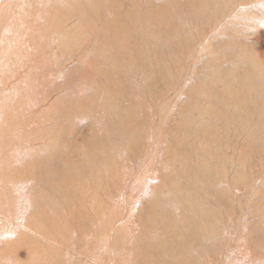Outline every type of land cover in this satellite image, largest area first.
Here are the masks:
<instances>
[{"label":"rangeland","instance_id":"1","mask_svg":"<svg viewBox=\"0 0 264 264\" xmlns=\"http://www.w3.org/2000/svg\"><path fill=\"white\" fill-rule=\"evenodd\" d=\"M146 1L151 2L152 13L174 14L169 23L176 33L167 31L170 26L156 29L150 25L159 42L165 41L163 46L153 37L131 36V55L137 54V44L146 50L153 47L157 55L149 53L144 58L142 52L141 59L134 60L136 70L129 79L123 74L113 77L125 95L119 103L110 99L116 91L110 73L108 77L94 74L92 80L97 83L86 81L89 72L100 66L99 58L108 54L103 50L107 35L98 30L106 18L119 13L115 4L142 20ZM214 1L216 7L206 18L197 13L196 23L190 9L197 0H103L88 35L75 36L73 50L65 55L57 52L54 36L43 34L46 21L39 23L42 30L34 24L33 28L26 26L23 34L21 29L14 42L3 39L9 30L0 25V108L8 96L3 85H15L10 90L23 103L25 92L18 84L35 69L27 66V59L35 55L31 39L48 38L42 41L39 54L55 59L43 72L42 87L30 97V118L19 125L22 137L18 143L1 131L10 116L0 115V175L10 167H6L8 156L15 153L28 161L25 172L29 171L14 177L16 199L9 213L0 209V264H28L31 253L30 264H137L139 257L131 255L129 246L145 247L147 219L139 212L140 201L157 195L166 199L169 209L175 201L197 204L201 200L216 212L217 226H226L222 237L209 244L206 261L198 252L195 264H264V0ZM12 2L0 0V10ZM72 14L67 28L77 27L82 16L80 11ZM39 17L50 18L44 12ZM46 65V61L37 63L38 69ZM119 70L125 71V65ZM245 73L258 80L257 90L251 99L236 103L227 89L234 85L235 76ZM101 102L102 109L108 104L111 114L110 109L119 103L136 116L107 114L101 127L96 110ZM107 127L111 131L99 149V161L91 153L86 163L87 146L101 132L104 136ZM136 137L137 151L125 144ZM161 169L167 171L163 182ZM0 184L12 186L9 180H0ZM51 188L52 196L48 195ZM4 191L8 209L14 200ZM201 191L207 192H203L205 201ZM98 196L96 202L93 198ZM178 220L173 219L174 226L181 229ZM114 241L120 246H114ZM180 244L161 235L149 249L157 252Z\"/></svg>","mask_w":264,"mask_h":264},{"label":"bare ground","instance_id":"2","mask_svg":"<svg viewBox=\"0 0 264 264\" xmlns=\"http://www.w3.org/2000/svg\"><path fill=\"white\" fill-rule=\"evenodd\" d=\"M61 1L62 3H60L59 5L57 4V2H55V0H43V1L27 0V2H25V0H13V2L10 4H6V5L4 4V6H2L0 10V25H2V27L5 28L6 31L8 30L9 31L7 34L4 32L3 39L5 41H11V42L17 41L18 32L21 29L23 34L24 28L26 26L33 28V24H34L36 26H39V29L42 30L43 26H41L39 23L41 21H46L43 34L45 35L49 34V38L54 36V39L56 41L57 52L59 51L60 53H63V55H65V53L72 51L73 47L75 46L72 43V39L77 35H82V37H86L88 35L90 28L93 26L94 19H96L100 15V10L102 8L103 0H61ZM227 2L228 1H226L225 3ZM113 3L111 4L114 5ZM150 3H151L150 1L145 2L144 9L142 11L144 12L142 13V20L140 19L138 20L133 17V16L138 17L136 13L130 14V12L127 11H125L126 13L122 12L124 9H122L120 6L115 4V10L118 11L119 13L117 15H113L112 19L110 17L106 18V20L103 23V27L101 23L100 29L98 30L100 35H102V29L107 35L108 38L106 42L107 44L104 46L103 50L108 51V54H105L103 60L102 59L100 60L99 58V62L101 63L100 66L95 67L96 72L94 70L93 71L91 70L89 72L90 75L88 76V79L86 81L97 83L92 80L94 74L96 76L101 75L108 77L110 73L111 84L116 89L115 93L111 94L112 97L110 99L112 98L116 99L115 101L119 103L124 102L125 95H123V92L120 91L119 89L120 85L115 84L116 81L115 78L113 77L122 76L123 74L124 76H127L126 77L127 79H129L130 78L129 75H131L136 70V66L134 64L135 58L137 60H140L143 53H144V58L147 57L149 53H151L154 57H156L157 55L153 47H151L149 50H146L144 49L143 46H139L138 44L134 47V49H137L135 50L137 54L131 55L132 49L129 43V39L132 38L131 36H136L137 38L153 37L155 43L159 42V36L157 34H154L153 30L150 28V25L154 26L155 28L156 26H160V25L170 26V28H168L167 31L170 34L176 33L175 27H172L171 22L169 23V19H172V15L174 14L166 11H163L161 13H152L149 7ZM213 7H216V1L214 0H197L196 5L195 6L193 5L190 9L191 10L190 14L194 22L197 23V20H199L200 18L199 16H197V13H200L202 18L204 19L209 15L208 11L211 10ZM72 11H80L82 16H79L78 18L79 21L77 27L67 28L66 27L67 20L71 19L72 16H74V14H72ZM42 12H44L47 15V17L50 18L42 20L39 17L40 13ZM56 17H60V19L59 18L57 19ZM195 25L196 24H194V26ZM128 27L131 35L128 31ZM203 27L204 26L200 27V29ZM9 33L10 36L8 35ZM47 39H42V40L31 39L29 41V44L31 45L32 49L35 50L34 52L35 55L33 56V59L31 58V56L30 59H27L28 60L27 66L35 67V69L28 72L27 75L24 77V79L21 80L20 83L18 84L21 90L25 92V95L21 99V101L24 104L21 103L20 101H17L15 99L17 98V95H14L10 90L13 89L15 85H13L11 88L5 87V85L1 87L4 90L8 91L7 92L8 96L7 99L4 100L5 101L4 106L0 108V115L4 114L10 116L9 120L5 122V124L1 128V131L3 133H10L14 137L15 141H17V143L18 140L21 139L22 137V133H21L22 131H20L19 128L21 126V123L28 121L30 118V114L27 111L29 110V103H30L29 101L31 100L30 97L32 96L34 90L37 89L38 86H41L43 84L44 70L50 67L55 61L53 55L47 56L45 58L44 56L39 54V51L42 50V47L40 46L42 41H46ZM146 42L148 41L146 40ZM164 42L165 41L163 40L162 42L159 43L163 46ZM0 48L2 47L0 46ZM247 57L249 61L253 60L251 56L247 55ZM157 60L160 61L159 59ZM40 61H46L47 67H45L44 69H38L37 63ZM114 64L116 65L114 66V69H112L111 65ZM121 64L125 65L126 67L125 71L119 70ZM108 68H109V72H107ZM115 68L117 70H115ZM251 68L253 69V66ZM125 73H127L128 75H125ZM233 81H235L234 85L230 84L227 90H229L232 96V97L230 96L231 99L234 100L236 103H241L243 101L251 99L253 97V93L255 92V90H257L256 83L258 82V80L257 79L254 80L251 74L245 73L244 75H237L233 78L232 82ZM148 83L149 82H147V84ZM126 84L128 83L126 82ZM231 86L233 87L230 88ZM78 92L79 91L76 92V95L78 94ZM104 94L107 95L110 93L105 92ZM119 103L117 104L116 109L115 108L113 110L110 109L112 114L107 109L108 104H105L103 109H102V102L96 106L97 113L101 115V121H100L101 127L103 124L102 118L103 119L106 118L107 120L108 118L107 114L113 116L123 115L124 117L127 118L136 116V113L131 112V110H129L126 105L123 107ZM94 117H96L95 114ZM141 126H142L141 123H139L138 124L139 131L141 129ZM104 131H105L104 136L102 135L101 132V134H99L95 138L93 142L94 144L92 143L90 144L88 143L89 145L87 144L88 146L86 150L87 152L86 163L88 160H90L89 158L91 156V153H93L94 158L96 157V159L94 160H96V162L99 161V157H100L99 149L101 150V148H103V146L106 144L105 143L107 140L106 137L109 135L111 128L107 127L104 129ZM128 138L129 137L126 136L124 140ZM135 139H138V137L134 138L132 142H130L132 139L130 141L127 140L125 144L130 149L133 148L135 151H137L139 139L137 140V142ZM16 148L19 152L18 146H16ZM24 159L20 158L19 153H15L14 156L9 155L8 160H6L7 162L6 167H8L9 165L10 167L6 171H3L0 175V180H9L10 182H12V186L0 184V209L3 212L9 213L8 210L15 204L16 193L15 191H13V187L15 184L14 177L28 174L29 172V171L27 173L25 172V165H26L25 162L28 161L26 160L24 162L23 161ZM103 161H105V159L104 160L100 159V162ZM99 166H101V164ZM3 168L4 167H2V169ZM161 173H162L161 179L163 182L165 179V174H167V171L161 169ZM183 174L185 176L184 170H183ZM180 175L181 177H183L181 173ZM71 176L74 178L77 177L76 175H72V174ZM93 181L94 182L97 181V183L99 182L97 178L93 179ZM97 187H99V185H97ZM174 187L176 188V186ZM163 188H166L165 185H163ZM5 189L8 190V192L10 193L11 200H14L13 202L7 204L8 209L4 204L5 201L7 200L9 201V197H6L7 193L6 191H4ZM203 192L207 194L206 191H201L202 195L204 194ZM53 194L54 192L52 191L51 188L48 192V195L52 196ZM38 196L39 194H37V197ZM205 196H206L205 194L202 196V199H204V201H205ZM93 199H95L97 202L99 196L97 198L94 197ZM145 199L146 198L141 199L140 206L138 208L140 214L147 219L146 224L144 226L145 230L143 229L144 235L142 240V243H144L145 247L143 250H138L134 246L131 245L129 246V251L131 255L132 256L135 255L139 257L137 264H186V263L195 264L194 261L196 259V254L198 252L206 261L207 257L205 253L209 244H215L218 238L220 237V235L222 237L223 231L226 230V226L224 224L222 228L217 226L218 218L216 217V212L209 211L205 207V205L201 204V200L200 203L197 202V204H189V203L186 204L185 203L186 200L185 201L179 200V201H175V203L172 205L173 206L172 208L178 211V214L174 215V210L172 208L169 209L165 205L167 201L161 196L157 195V197L155 198L152 199L148 198V200ZM36 200L38 201L39 199ZM40 206L48 207L46 205H42V203ZM49 218L56 220L52 217V215H49ZM98 218L99 219L102 218V215L98 214ZM261 218L262 220H264V213L262 214ZM173 219H179L178 221L181 223V229L174 226ZM227 222H229V220L225 221V223ZM214 223H215V227H214ZM158 227H161L159 229H164V230L168 227H170L171 229L168 232L165 231V233L164 232L159 233ZM177 229H179V231H175ZM161 235L164 238L177 239L179 242H181V244L169 250L161 247L157 252L149 249V245H151L157 239H160ZM209 235L211 236V240L207 239L210 238ZM24 238L28 241L29 237L24 235ZM117 244L118 242L114 241V246ZM33 259H34L33 253H31L30 261L32 262ZM7 264L9 263L7 262Z\"/></svg>","mask_w":264,"mask_h":264}]
</instances>
